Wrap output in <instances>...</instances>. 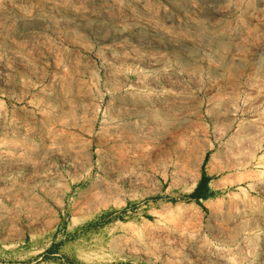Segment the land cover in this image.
Returning <instances> with one entry per match:
<instances>
[{"label":"rangeland","instance_id":"1","mask_svg":"<svg viewBox=\"0 0 264 264\" xmlns=\"http://www.w3.org/2000/svg\"><path fill=\"white\" fill-rule=\"evenodd\" d=\"M0 264H264V0H0Z\"/></svg>","mask_w":264,"mask_h":264}]
</instances>
